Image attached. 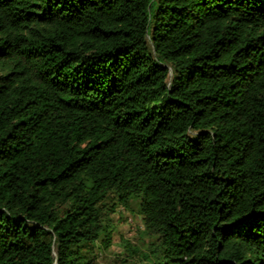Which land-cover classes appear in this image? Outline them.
I'll return each mask as SVG.
<instances>
[{"label": "trees", "instance_id": "obj_1", "mask_svg": "<svg viewBox=\"0 0 264 264\" xmlns=\"http://www.w3.org/2000/svg\"><path fill=\"white\" fill-rule=\"evenodd\" d=\"M118 207L139 264H264V0H0V264H92Z\"/></svg>", "mask_w": 264, "mask_h": 264}, {"label": "rangeland", "instance_id": "obj_2", "mask_svg": "<svg viewBox=\"0 0 264 264\" xmlns=\"http://www.w3.org/2000/svg\"><path fill=\"white\" fill-rule=\"evenodd\" d=\"M109 218V247L104 248L98 241L90 256L92 264H123L124 260L130 264H139L141 253L146 252L151 242L144 231L142 217L137 214L135 207L132 210L118 207Z\"/></svg>", "mask_w": 264, "mask_h": 264}]
</instances>
